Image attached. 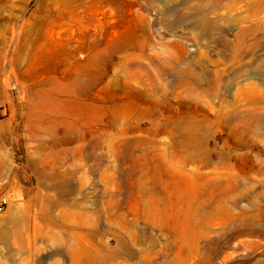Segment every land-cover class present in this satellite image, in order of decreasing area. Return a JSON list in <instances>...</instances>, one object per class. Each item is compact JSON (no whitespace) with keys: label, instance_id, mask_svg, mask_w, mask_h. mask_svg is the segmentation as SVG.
<instances>
[{"label":"rangeland","instance_id":"1","mask_svg":"<svg viewBox=\"0 0 264 264\" xmlns=\"http://www.w3.org/2000/svg\"><path fill=\"white\" fill-rule=\"evenodd\" d=\"M196 3L0 0V236L17 228L26 244L0 238V264H72L49 239L70 218L106 252L128 243L106 264H264V122L241 133L221 118L244 115L248 99L264 114V0H218L203 14ZM249 27L235 59L222 38L231 46ZM190 120L208 129L210 155L183 166L176 144ZM185 174L190 185L237 177L240 189L227 191V208L208 185L184 206L186 238L203 252L176 260L169 211L152 222L147 195L172 197ZM49 201L58 225L43 214Z\"/></svg>","mask_w":264,"mask_h":264},{"label":"bare ground","instance_id":"2","mask_svg":"<svg viewBox=\"0 0 264 264\" xmlns=\"http://www.w3.org/2000/svg\"><path fill=\"white\" fill-rule=\"evenodd\" d=\"M218 0H197V3L191 7V11L196 12V14H203L204 9L207 5H211ZM253 27H249L247 29H241L235 34L234 43L229 46L225 37L222 38L223 46L225 48L229 47L232 49V56L236 58H240L243 54V51L246 49L247 45L244 44L245 35L247 32L251 31ZM135 33H125L120 39L118 46L123 49H131L134 45ZM6 78L1 77L0 75V89L3 83H6ZM253 88V86H252ZM203 92V91H202ZM203 93H211L210 90H204ZM258 99L250 100L248 99V103L250 107L244 113V115H239L237 112L233 114H226L221 116L223 121H234L232 123L235 124L237 131L244 133L247 130H252L251 123L252 120L260 122L261 124L264 122V114H258L256 111V102ZM36 109H46L42 104H37L33 106ZM41 114V113H40ZM40 114H37L38 118L41 117ZM29 121V119H28ZM184 127V131L181 139L176 144V154L178 155L180 162L183 166H185L189 161L193 159L201 160L207 162L208 157L210 155V150L208 148H203L202 146H206L208 140V129L203 126L197 125V121L190 120L187 121ZM228 123V122H226ZM243 123V125H239ZM8 130L6 127L4 131ZM4 136L0 135V140H3ZM5 160L0 157V172L4 170ZM186 175V174H185ZM217 179V180H216ZM189 178L183 176L182 181H176L173 183V194L172 197L169 195L160 194L154 191H151L147 195V203L148 208L146 210L147 218L152 222H159L160 217L165 214L166 211H169V216L171 217L172 225L171 230L174 234V258L178 260V258H186L189 255H197L201 252V242L199 238H186V232L188 223L191 220L188 212L184 208V206H189L192 204L193 200L199 196L201 191L204 189H208L205 185L209 186V194L215 195L216 198L219 199V204L223 208H227L224 204V201L227 199V191L240 189L239 187V179L237 177H232L231 179L224 180L221 177L210 179L206 178L205 182H201L197 185L188 184ZM48 183V182H47ZM223 183H227L228 187H222ZM49 185V183H48ZM181 186H187L194 188L190 193L185 190H181ZM205 186V187H204ZM230 187V188H229ZM202 194V193H201ZM53 201H49L47 205L43 206V214L47 219V223L50 225H58L54 216L51 213V206L53 205ZM118 201H114V205L117 206ZM23 215V214H22ZM94 216L93 220L96 219L97 213L94 212L92 214ZM14 218L18 219L21 215L14 214ZM27 216V215H25ZM158 218V219H157ZM94 223V222H93ZM62 234L52 235L49 239L51 243L57 247L62 248L69 252L71 256L72 264H106L107 262L115 259L120 253H131V249H129L128 243H126L122 238H116V247L106 252L103 248L105 244L103 241H99V243L95 242V238H78L80 234L76 233L74 224L71 221V218L68 219L67 224L61 225ZM95 229L92 227L89 230V235L94 234ZM0 238H5L4 240L9 241L14 247L18 249H23L25 244V238L22 236V233L17 228H10L3 232ZM238 247L241 246L240 243L237 244ZM248 246H255V243H249ZM105 251L106 253H103ZM232 252V251H230ZM81 256V257H79ZM81 258V260H80ZM166 264H179L175 260L169 261ZM183 264L184 261H183Z\"/></svg>","mask_w":264,"mask_h":264},{"label":"built area","instance_id":"3","mask_svg":"<svg viewBox=\"0 0 264 264\" xmlns=\"http://www.w3.org/2000/svg\"><path fill=\"white\" fill-rule=\"evenodd\" d=\"M9 200L7 197L2 196L0 197V213L3 212L6 207L8 206Z\"/></svg>","mask_w":264,"mask_h":264}]
</instances>
